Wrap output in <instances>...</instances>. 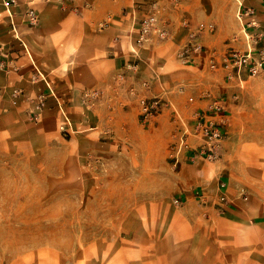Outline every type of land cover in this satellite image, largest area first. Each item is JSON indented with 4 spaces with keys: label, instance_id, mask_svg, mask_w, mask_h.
Instances as JSON below:
<instances>
[{
    "label": "rangeland",
    "instance_id": "obj_1",
    "mask_svg": "<svg viewBox=\"0 0 264 264\" xmlns=\"http://www.w3.org/2000/svg\"><path fill=\"white\" fill-rule=\"evenodd\" d=\"M230 1L236 18L237 0ZM216 33L217 27L206 36ZM259 77L251 78L257 79L247 96L252 120L238 145L255 159L264 148V123L255 120L264 113ZM46 109L35 107V120L22 113L0 144V264H264V217L247 235L231 231L245 227L240 216L248 211L233 208L237 202L245 207L248 194L246 201L240 192L229 197L232 206L223 210L217 205L221 180L181 191L175 172L146 161L141 140H115L92 121L90 109L80 124L58 113L45 123ZM261 209L258 201L248 210ZM231 244L249 249L236 252Z\"/></svg>",
    "mask_w": 264,
    "mask_h": 264
},
{
    "label": "crops",
    "instance_id": "obj_2",
    "mask_svg": "<svg viewBox=\"0 0 264 264\" xmlns=\"http://www.w3.org/2000/svg\"><path fill=\"white\" fill-rule=\"evenodd\" d=\"M144 1L77 0L74 6L79 10L75 13L62 11L56 2L18 0L9 13L0 0V44L16 68L14 73L0 72L4 91L0 97V144L6 131H16L19 116L26 112L31 118L35 107L47 108L45 123L58 113L65 121L80 124L87 110L81 102L82 93L98 91L100 96L89 112L92 121L101 130L111 131L115 140L125 138L134 144L141 140L139 148L146 161L150 164L156 160L163 169L175 172L179 190L207 189L218 179L225 182L229 197L235 198L239 192L245 193L247 200L249 196L245 207L237 202L233 208L237 214H241L239 208L248 211L245 216L239 215L246 228H231L239 235H247V229H258L255 225L261 224L259 220L264 217L262 209L248 210L258 201L264 202V162H260L264 159V148L257 151L255 159L251 151L238 146L247 137L246 126L252 120L247 96L257 79H247L241 85L228 82L220 66L227 38L236 34L231 47L244 48L238 37L239 24L233 12L228 11L231 1L182 0L175 7L171 1L162 0L161 19L166 22L168 38L137 48L133 53L137 24L146 12V7L138 5ZM244 2L254 6L257 30L264 33V4L259 0ZM84 4L89 8H84ZM28 7L34 8L39 16L34 28L22 21L21 14ZM10 14L15 29L10 25ZM107 17H110L108 27L100 29ZM184 18L193 23L212 20L217 27L214 36L200 38L206 50L215 55L216 68L210 66L207 57L199 56L191 65H181L177 52L188 39V31L181 24ZM129 62L135 65L132 70L123 67ZM142 82H147L148 87H142ZM15 90L17 96L12 94ZM204 94L210 98L201 100ZM154 96L163 97L166 106L144 127L139 121L140 100ZM190 97L195 99L194 103L188 102ZM213 99L221 100L227 118L220 159L213 165L199 158L192 163L185 153L174 168L168 153L177 120L168 105L189 122L194 112L205 109ZM259 115L255 120L264 123V113ZM144 139L148 140L142 144ZM254 160L259 161L258 169L251 167ZM231 246L236 252L249 249ZM197 257L207 259L199 253Z\"/></svg>",
    "mask_w": 264,
    "mask_h": 264
},
{
    "label": "built area",
    "instance_id": "obj_3",
    "mask_svg": "<svg viewBox=\"0 0 264 264\" xmlns=\"http://www.w3.org/2000/svg\"><path fill=\"white\" fill-rule=\"evenodd\" d=\"M45 2H56L62 11L78 12L79 8L74 6L77 0H43ZM162 0H145L138 6L146 7V12L138 21L136 34L132 43V52L135 53L137 48H143L157 41H163L168 38L169 31L166 22L161 19ZM175 7L181 4L182 0H169ZM264 4V0H259ZM238 9L236 18L240 24L241 40L244 42V48L229 47L225 51L221 60V68L225 72V79L228 82L237 85L243 84L247 79L258 77L264 74V33L257 30L258 22L255 18V8L252 5H246L244 0H237ZM3 7L10 13V9L18 5V0H2ZM84 8H89L84 4ZM12 29L15 26L12 22ZM22 21L29 28H34L39 22V16L36 10L28 7L22 14ZM110 23V17H107L100 24V29H105ZM182 26L188 31L187 42L178 50L177 58L181 65L189 66L193 63L196 56L201 58L207 57L212 68H216L215 55L209 52L203 46L200 38L206 34H212L216 30L213 22L193 23L188 19H183ZM236 37L232 41H236ZM126 70H132L135 65L127 63L123 66ZM0 72L14 73L16 68L6 48L0 44ZM141 86L148 87L147 82H142ZM133 91V90H132ZM3 88L0 86V97L3 95ZM14 96L18 91H13ZM98 91H84L81 96V102L86 109H91L94 102L99 98ZM209 94H204L201 100L209 99ZM189 103H194L193 97L188 98ZM41 104V102H40ZM168 105V104H167ZM166 106L161 96L143 98L140 100L139 121L147 127ZM172 112L176 117L177 123L171 135V143L168 153V159L172 166L176 168L180 157L187 153L188 160L194 162L196 159H202L206 162H215L220 159L224 141L226 139L225 127L227 125L226 113L220 99L210 100L205 109L196 111L192 119L187 122L182 120L179 112L171 104ZM30 119H36L31 116ZM244 201L247 197L240 194ZM179 205V200L174 201ZM232 201L227 194L225 182L220 181L217 185V205L223 209H230Z\"/></svg>",
    "mask_w": 264,
    "mask_h": 264
}]
</instances>
